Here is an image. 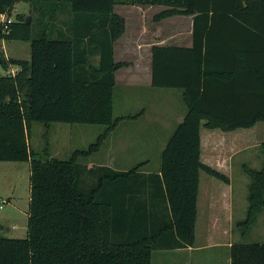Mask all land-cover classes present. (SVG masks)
I'll list each match as a JSON object with an SVG mask.
<instances>
[{"label": "trees", "instance_id": "trees-1", "mask_svg": "<svg viewBox=\"0 0 264 264\" xmlns=\"http://www.w3.org/2000/svg\"><path fill=\"white\" fill-rule=\"evenodd\" d=\"M20 2L48 18L35 38L26 19L0 23V40L31 43L29 61L10 62L22 71L0 76V162L31 165L28 236L0 238V264H152L155 250L194 247L200 172L228 182L201 162L202 121L223 131L264 122V0H0V15L10 16ZM116 6L166 7L155 22L193 16L191 48L153 49V86L184 90L188 107L163 150L160 175L79 164L129 118L114 116L115 74L128 67L114 61V43L126 30ZM63 7L71 17L66 33L55 36ZM35 122L106 129L87 150L62 160L48 149L32 151ZM83 171L93 175L91 186ZM246 172L249 208L237 225L243 237L264 210V167ZM231 259L264 264V244H234Z\"/></svg>", "mask_w": 264, "mask_h": 264}, {"label": "crops", "instance_id": "crops-1", "mask_svg": "<svg viewBox=\"0 0 264 264\" xmlns=\"http://www.w3.org/2000/svg\"><path fill=\"white\" fill-rule=\"evenodd\" d=\"M30 4V3H29ZM121 6H116L114 9L115 14L123 17L116 10L120 9ZM125 7V6H124ZM128 7V6H127ZM126 7V8H127ZM134 12L141 19L140 22L134 28L132 34L127 36V41H123L125 33L127 31V24L125 33L114 43V61L115 63H127L128 67L122 68L116 72V86L114 88V104H115V92L118 88H125L123 98L126 100L136 99L139 104L136 108L130 110L131 108H125L123 112L117 118L129 117L122 120L116 129L111 132V134L104 141L102 147H105L107 142L111 140L112 149L115 154L119 153V148L123 146L118 140V135L120 129H125L133 126H140L144 122H148V137L151 138V146L155 147V152L158 154V164L155 167V172H150L149 174H144V176L160 175L161 169V156L164 148L166 147L168 141L172 137L176 128L184 120L188 107L185 102V92L182 89H164L155 88L153 86V49L154 47H184L191 48L193 46V16H183L184 20L172 21L173 18L165 19L160 22H155L154 18L159 12H152L153 7L156 6H132ZM164 7V6H159ZM35 10V9H34ZM163 11V10H162ZM150 13V17L153 20V25H146V15ZM143 19V21H142ZM236 40V39H233ZM244 38V42H246ZM250 39H248L249 41ZM126 48V50L124 49ZM93 47H89L91 54H87L89 61H97L95 66H98L100 56L98 53H93ZM125 51V53H123ZM129 55V59L126 56ZM92 64V63H91ZM93 65V64H92ZM128 80L129 85H119L120 80ZM122 84V83H121ZM150 98H156L161 101V104L150 114L148 107L146 106V100ZM115 108V106H114ZM131 117V118H130ZM264 123V122H258ZM207 121L203 120L201 125V162L202 164L220 172L228 178V182L219 180L208 175L205 171L200 172V185L199 194L197 202V220H196V230L198 225L203 227L204 233L206 235L209 243L206 246L197 248V236L194 247L184 248V249H172V250H155V251H165V253L173 254L174 256H179L184 252H194L199 250L215 249V248H225L226 250V263L231 264V247L234 244H261V243H234L231 240H227V237L234 235V227L238 223H233L234 215L239 209L248 212L249 202L248 196L240 197L242 202L235 205V200L233 194L230 192L229 187L232 186L234 181L233 174V162L237 155L244 151H249L252 149L261 148L264 143H260L259 140L255 142H248L253 138V133H244L240 131L251 130L257 126V124L251 128H239L233 131H223L222 129H208L206 128ZM230 134V136H229ZM253 134V135H252ZM65 135V134H64ZM63 135V136H64ZM229 136V137H228ZM30 141V139H29ZM49 141V140H48ZM246 142V145L242 143ZM253 143V144H252ZM101 147V149H102ZM261 150L257 153L256 159L250 158V160L244 164L243 170L248 178L250 176L246 172V169L253 171H261L264 167L256 169L250 166V164L259 165L264 161V157L260 155ZM262 152L264 150L262 149ZM252 160V161H251ZM114 160L112 166L101 165V167H107L117 172H125L124 168L117 166L118 163ZM260 161V162H259ZM151 159H146L145 163L151 164ZM12 166L14 172L16 173L20 169V165L17 163H27L29 165L30 176L31 177V165L30 162H6ZM134 169V168H133ZM30 179V178H29ZM251 180V179H250ZM225 188L223 187V185ZM251 185V184H250ZM207 187V188H206ZM250 189V187H249ZM151 192V190H150ZM16 196V190H13L10 196L5 198H0V201H6V205H13L16 211L21 209L18 206V201ZM31 198V196H30ZM30 205V202H29ZM264 210L262 211V213ZM261 213V214H262ZM259 215V217L261 216ZM25 221L26 229L21 235H14L18 230V222L16 219L11 220L6 215H0V227L7 224L5 232L6 235H2L0 232V238L9 239H25L28 236V218ZM245 216V218H246ZM258 217V218H259ZM244 218V219H245ZM243 219V220H244ZM241 220V221H243ZM258 220V219H257ZM240 221V222H241ZM257 223V222H256ZM12 225V226H10ZM238 227V226H237ZM241 232V236H242ZM197 234V231H196ZM249 234V232H248ZM247 234V235H248ZM246 235V236H247ZM245 236V237H246ZM243 237V236H242ZM244 238V237H243ZM152 264H153V254H152Z\"/></svg>", "mask_w": 264, "mask_h": 264}, {"label": "rangeland", "instance_id": "rangeland-1", "mask_svg": "<svg viewBox=\"0 0 264 264\" xmlns=\"http://www.w3.org/2000/svg\"><path fill=\"white\" fill-rule=\"evenodd\" d=\"M121 6L120 9L116 10L121 14L126 24L127 31L123 38V41H127V36L132 34L135 26L141 19L137 16L133 10L132 6ZM167 9L166 7H153L152 12H159ZM146 15V16H145ZM146 17L145 24L153 25V20L150 17V13L144 14ZM27 17H31V23L33 28V38L37 36L39 29L41 28L42 22H46L48 16L45 12L41 15L39 12L34 10L32 4L26 2H20L15 5V8L10 16L13 21L23 20ZM71 15L69 9L63 7L59 15H57V21L55 22L56 30L54 35L58 36L60 33H66L67 23ZM172 21L184 20L183 16H174ZM140 20V21H139ZM143 21V19H142ZM30 23V24H31ZM41 23V24H40ZM126 50V48L124 47ZM125 53V51L123 52ZM126 58H130L129 55ZM12 59L29 61L31 59V43L25 41L17 40H0V76H6L8 74L16 76L20 73L21 68L16 65H12L10 62ZM3 62L9 63V69L6 70L3 66ZM97 61L91 60L93 65ZM119 85H129L128 80H120ZM123 87L118 88L115 92V108L114 116L118 117L120 112H123L125 108H131L133 111L139 104L136 99L126 100L123 98L124 94ZM146 106L148 107L150 114L161 104V101L156 98H150L146 101ZM148 122H144L140 126H133L125 129H120L119 131V143L122 144L119 148V153L115 154L112 147L111 140L107 142L105 147H102L98 152L92 154L88 158H81L79 164L87 171L96 170L101 165L112 166L114 160L117 159V166L124 168L125 171L133 170L138 166V171L140 174H149L150 172H155V167L158 164V154L155 152V147L151 146V138L147 135ZM106 127L102 125H82V124H62L55 123L46 126L41 123H33L30 132L29 145L35 153L44 155L45 150L48 149L49 155L57 157L62 160H67L70 158L71 154L77 150H87L92 144L96 143L99 136L104 133ZM252 131V132H251ZM244 133H253L251 136L253 139L248 142H255L259 140L260 143H264V123H259L257 126L251 130L240 131ZM65 134V135H64ZM252 134V135H253ZM64 135V136H63ZM230 136V134H229ZM228 136V137H229ZM49 140V141H48ZM246 145V142L242 143ZM253 144V143H252ZM261 150V154L264 157V152L261 148L252 149L249 151H244L236 156L233 162V174L234 181L232 186L229 187L230 192L233 194L235 200V205L241 201L240 197L245 198L249 193V187L251 184L250 178L245 174L243 167L250 158L256 159L257 153ZM151 159V164L145 163L146 159ZM252 161V160H251ZM260 162V161H259ZM263 162L259 165L250 164L251 167L260 169L263 166ZM20 165V169L15 173L12 166L6 162H0V198H5L10 196L13 190H16V198L18 201V206L21 209L16 211L13 205L4 206L0 209V215H6L9 219L18 222V230L14 235H21L26 229L25 221H27V215L29 213V202H30V170L27 163H17ZM83 171V184L85 187L91 186L93 183V175ZM223 185V184H222ZM225 188V186L223 185ZM207 188V187H206ZM226 189V188H225ZM233 219V223H239L246 216V212L241 209L236 211ZM12 226V225H10ZM7 224L0 227V232L2 235H6L5 232ZM234 235L227 237V240H231L234 243H261L264 244V212L258 218L257 223L251 228L249 234L246 237L241 236L242 229L237 225L234 227ZM197 248L206 246L209 241L206 238L203 227L198 225L197 228ZM7 236V235H6ZM26 236L27 234H23ZM25 237V238H26ZM153 264H227L226 263V250L225 248H215L207 250H199L194 252H184L179 256H174L170 253H165V251H154L153 252Z\"/></svg>", "mask_w": 264, "mask_h": 264}, {"label": "built area", "instance_id": "built-area-1", "mask_svg": "<svg viewBox=\"0 0 264 264\" xmlns=\"http://www.w3.org/2000/svg\"><path fill=\"white\" fill-rule=\"evenodd\" d=\"M12 22H13L12 19L10 18L7 19V15H0V23L5 24L6 28H7V25H9ZM6 204H7L6 201H3V200L0 201V209H3Z\"/></svg>", "mask_w": 264, "mask_h": 264}, {"label": "water", "instance_id": "water-1", "mask_svg": "<svg viewBox=\"0 0 264 264\" xmlns=\"http://www.w3.org/2000/svg\"><path fill=\"white\" fill-rule=\"evenodd\" d=\"M26 23H27V24H30V23H31V17H27V18H26Z\"/></svg>", "mask_w": 264, "mask_h": 264}]
</instances>
